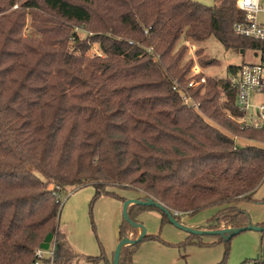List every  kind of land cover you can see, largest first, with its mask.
<instances>
[{
    "label": "trees",
    "instance_id": "16d2710c",
    "mask_svg": "<svg viewBox=\"0 0 264 264\" xmlns=\"http://www.w3.org/2000/svg\"><path fill=\"white\" fill-rule=\"evenodd\" d=\"M235 1L208 7L194 0H0V264H29L50 233L55 264L101 260L75 253L59 232L54 185H91L93 200L120 202L127 199L109 188L132 190L171 213L216 209L197 230L251 224L239 205L264 204L253 198L264 180V148L239 147L234 138L264 145V124L240 129L242 113L227 79L207 77L188 90L192 67H180L186 48L177 49L180 41L214 38L226 50L262 51L261 43L233 34L242 17ZM17 2L19 9L6 13ZM27 14L35 15L40 25L31 27L43 39L23 36ZM72 25L89 27L90 41ZM92 43L104 58L86 57ZM196 56L202 69L218 63L200 50ZM175 83L197 110L183 104ZM146 211L158 212L162 226L169 223L152 207L133 204L127 214L141 224L137 217ZM118 236L135 240L137 230L123 221ZM192 237L199 236L177 247ZM216 238L225 246L217 264H227L232 238ZM145 241L172 246L146 233L121 248L119 264H132Z\"/></svg>",
    "mask_w": 264,
    "mask_h": 264
},
{
    "label": "rangeland",
    "instance_id": "374dc122",
    "mask_svg": "<svg viewBox=\"0 0 264 264\" xmlns=\"http://www.w3.org/2000/svg\"><path fill=\"white\" fill-rule=\"evenodd\" d=\"M197 3H200L204 6L211 7L214 5V0H194ZM18 3V2H17ZM19 4H16L11 10L6 13L16 10L19 7ZM19 9V8H18ZM39 15V13H36ZM35 15L27 14L25 16V26L23 28L22 34L23 36L32 35L34 38H40L41 35L37 34V30L35 26L40 25V23L35 20ZM260 20L264 21V16L259 17ZM37 23L35 26L31 27V24ZM80 28L77 25H72V30L79 34V36L84 39L86 36L93 35V31L89 30V27ZM41 39H43L41 37ZM71 40L68 43L71 44ZM187 44L192 45L195 50L190 51L187 48ZM184 46L185 51L183 52V58L180 63V67L184 64L193 68L194 65L198 66L203 74L208 78H213L218 81H224L228 78V68L229 67H238L244 63H256L259 62L262 54L251 51H243L239 53V49H230L226 50L219 42H217L214 38H209L202 44H192L191 42H182L180 41L177 49L180 46ZM191 49V48H190ZM200 50V56L211 58L216 60L218 63L216 66L208 67L202 69L198 65V58L196 56V52ZM103 54L100 52L97 44H91L90 49L86 53L87 58L100 57ZM190 67V68H191ZM191 68V70H192ZM204 70V71H203ZM192 72V71H191ZM190 73L186 75V79L190 77ZM216 90L222 92L220 86H216ZM204 91L201 93L203 94ZM254 103L257 104L263 101L262 97H255ZM224 100V97L223 99ZM195 109V108H194ZM198 109V108H197ZM196 109V110H197ZM202 114V113H201ZM228 118V117H227ZM232 120V118L230 117ZM213 124L212 122H209ZM215 126V125H214ZM226 134L232 136L229 131H225ZM235 143L239 147L245 146H256L264 148V145L261 143L245 140L241 138H234ZM54 188L58 187V185L52 186ZM111 189L118 195H123L124 193L133 194L132 190L119 189L117 187H110ZM123 193V194H122ZM61 206H60V214L58 217V227H60L61 232L68 233L71 235V238L74 239L75 242L72 243V246H76L78 254L86 257H100L101 260L97 264H112L113 258H111V254L107 253V246H112L113 238H114V219L113 212H111V204L109 202L110 199L115 200L113 197H108L109 200L96 199L93 200L94 189L91 185H87L81 188L74 187H66L61 188V192L59 193ZM125 195V194H124ZM256 200H261L264 198V184L257 191V193L253 197ZM117 200V199H116ZM123 205V204H122ZM214 209H207L204 211H200L195 213L194 215H183L178 218V222L180 224L186 225V227H190L193 229H197L199 227L205 226L208 218H212ZM247 212L250 216L251 224L256 226L264 225V204H251L248 206ZM159 214V213H158ZM210 214V216H208ZM208 216V217H207ZM192 218V219H191ZM188 219L194 221L193 223H203L201 226L198 225L196 228L192 226V222H189ZM198 221V222H196ZM145 226V225H144ZM150 226V224H147ZM147 226L146 229H147ZM173 228V230L180 232L182 234L183 240L178 243H172L170 248L176 249L181 254H184L187 250L191 251L196 259H214L218 261L223 259L225 253L224 243L219 242L216 237L211 236H199L192 237L190 241L192 244L184 245L181 247H177V245L183 243L187 238L191 235L184 233L183 231L175 228L170 223L167 225ZM161 232L164 231L163 226L160 224ZM59 229V228H58ZM149 229V228H148ZM119 230V229H118ZM160 230L158 233H160ZM67 231V232H66ZM60 232V231H59ZM60 232V233H61ZM159 236V234H156ZM194 236V235H193ZM160 237V236H159ZM147 242V241H146ZM198 243H202L206 246H199ZM141 244L138 246L140 248ZM116 249V247H115ZM114 249V251H115ZM81 250V251H80ZM183 257V255H182ZM264 260V232L257 231H245L237 236L233 237L229 243V250L227 255V264H241L244 261H253V260ZM184 262V261H183ZM78 264H92L81 260Z\"/></svg>",
    "mask_w": 264,
    "mask_h": 264
},
{
    "label": "built area",
    "instance_id": "2783aa9c",
    "mask_svg": "<svg viewBox=\"0 0 264 264\" xmlns=\"http://www.w3.org/2000/svg\"><path fill=\"white\" fill-rule=\"evenodd\" d=\"M235 6L241 12L242 17L239 22L234 24L233 34L240 38L261 43L263 50L256 52L262 54L259 62L244 63L238 66L234 73L228 74L227 80L235 92V106L242 113V117L237 120L240 129L248 127L259 129L264 124V21L259 19L260 16H264V0H236ZM186 46L190 51L195 50L192 45L187 44ZM191 71L186 88L195 90L206 83L207 77L196 65L193 66ZM197 76L200 77L196 78ZM172 89L181 96L185 106L198 108L199 105L193 102L191 97L184 91L180 90L176 83ZM258 96L262 97L263 101L257 104L258 101L254 103L253 98ZM55 190L56 202L61 206L59 195L61 190L58 187ZM171 214L177 219L185 215L177 211ZM29 264H55L54 240L47 251L38 248Z\"/></svg>",
    "mask_w": 264,
    "mask_h": 264
},
{
    "label": "crops",
    "instance_id": "0c3cea01",
    "mask_svg": "<svg viewBox=\"0 0 264 264\" xmlns=\"http://www.w3.org/2000/svg\"><path fill=\"white\" fill-rule=\"evenodd\" d=\"M243 52V50L239 49V53ZM204 71V70H203ZM264 184V180L261 186ZM258 189V190H259ZM257 190V191H258ZM256 191V193H257ZM123 194V193H122ZM125 194V195H124ZM123 195L118 194L119 197L125 198V199H138L139 195L137 193H124ZM99 199L103 200H109L108 197L103 196ZM111 204V212H113V219H114V238L112 246H107V253L110 255L111 258H113L114 249L119 243V236H118V229L123 222L122 218V204L123 202H120L119 200H109ZM252 203H241L239 206L247 211L248 206H250ZM213 211L216 212V209ZM213 213V215L215 214ZM210 216V214L208 215ZM207 216V217H208ZM192 219V218H191ZM191 219H188L189 222H192V226L202 225L203 223H193L194 221H191ZM210 219V218H208ZM137 220L142 224L147 226V224H150V226H147L146 233L149 235H156L159 234V238L161 241L165 242L166 244H172V243H178L183 240V236L180 232H177L173 230L170 226H167L169 223H165L163 225L164 231L161 232L160 230V224H161V216L158 214V212L155 211H146L142 212L138 215ZM207 222V221H206ZM184 225V224H183ZM186 226V225H184ZM59 231L60 227H58ZM149 228V229H148ZM160 230V233L158 231ZM67 232V231H66ZM68 245L73 249L75 253L78 254V251L76 249V246H72V243L75 242L73 238H71V235L68 233L61 232ZM141 233V229L137 230V236ZM74 244V243H73ZM81 251V250H80ZM193 250H187L184 254H181V252L177 251L176 249L170 248L169 245H165L159 241H145L141 243L140 248L135 252V254L132 257V264H217L220 262L214 259H211L210 257H207L208 259H196L195 255L191 252ZM183 255V257H182ZM184 261V262H183Z\"/></svg>",
    "mask_w": 264,
    "mask_h": 264
},
{
    "label": "water",
    "instance_id": "95a60500",
    "mask_svg": "<svg viewBox=\"0 0 264 264\" xmlns=\"http://www.w3.org/2000/svg\"><path fill=\"white\" fill-rule=\"evenodd\" d=\"M133 204L137 205V206L152 207V208L158 209L159 211H161L163 214L166 215L168 222L172 226H174L175 228L183 231L184 233L190 234V235L211 236V237L219 236V237H222L226 240H230L231 238H233V237L237 236L238 234L245 232V231L264 232V227L254 226L252 224H249L246 227H242V228H238V229L227 228V229L213 230V231L197 230V229L186 227V226L180 224V222H178L173 217V215L171 214V212L168 209H166L161 204H159L158 202H156L152 199H147L144 201L139 200V199H127L125 202H123V205H122L123 221L129 223L136 230L141 229V233L137 236V238L135 240L123 238L121 241H119V243L116 246V249L114 251V254H113V260H112L113 264H119L120 250L122 247L139 243L141 241V239L146 234V227L144 225L133 223L128 217L127 209L130 205H133ZM52 241H53V234L50 233L44 238L42 243L39 245V248L44 250V251H47L49 249V246L52 243Z\"/></svg>",
    "mask_w": 264,
    "mask_h": 264
}]
</instances>
